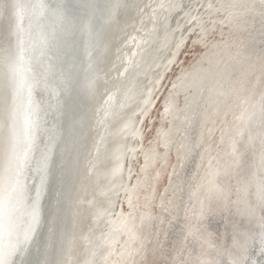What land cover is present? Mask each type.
I'll use <instances>...</instances> for the list:
<instances>
[{"label":"snow or ice","instance_id":"snow-or-ice-1","mask_svg":"<svg viewBox=\"0 0 264 264\" xmlns=\"http://www.w3.org/2000/svg\"><path fill=\"white\" fill-rule=\"evenodd\" d=\"M0 64V264H264V0H0Z\"/></svg>","mask_w":264,"mask_h":264},{"label":"bare ground","instance_id":"bare-ground-1","mask_svg":"<svg viewBox=\"0 0 264 264\" xmlns=\"http://www.w3.org/2000/svg\"><path fill=\"white\" fill-rule=\"evenodd\" d=\"M145 2H147V0H145ZM127 23L129 25L128 28H124L123 24H121V28L123 30L117 34L118 36H120V40L119 43L116 45V47H123L125 49V51L122 53L125 61H128L131 58L132 53L136 51L137 43L142 44L144 39L147 37V32L144 29H140L139 33L135 30V28H139L138 19L135 21L134 27H133V21L129 20L127 21ZM24 26L27 27L26 23L24 24ZM147 27L148 29H151L152 25L148 24ZM125 33L127 34L125 35ZM133 37L135 38V42H133ZM36 39L37 41H39L40 37L37 36ZM115 51L116 48L113 47L112 48L113 60H115ZM203 52L204 49L201 46L192 45L191 41H188V46L182 50L176 64L171 67L168 74L169 77L174 78L175 75L180 73L181 68H184L185 70L189 69L190 65L194 64L196 61L200 59ZM109 67H111V65H109ZM85 69H86V63L82 67L80 73L82 82H84V77L86 75ZM3 70H4L3 65L0 64V77H2ZM121 71H123V68H121ZM112 75L115 76L116 73L113 72ZM165 83H167V81H165ZM32 100L33 103L29 105L33 113L32 119L39 121L41 133H43L46 129H52L54 123L61 124L63 122L64 117L63 115H61L63 109L57 111V103L63 102L64 94L61 92L60 88L56 87L55 83H51L47 89L42 84L39 88L33 91ZM25 104L28 105L27 92L25 94ZM56 131L59 132L60 129L58 128L56 129ZM3 170H4V154H3V147L2 145H0V250H3L4 248L8 247L9 244L15 238L14 235L10 234L11 230L8 227H5L4 224ZM29 179H31V177H29ZM49 203H50V194L47 190H45L42 196V206L44 207L45 210L47 209V205ZM26 210H27V202L21 200L19 202L17 211L15 213V215L19 219L21 229L26 226L24 224V216Z\"/></svg>","mask_w":264,"mask_h":264}]
</instances>
